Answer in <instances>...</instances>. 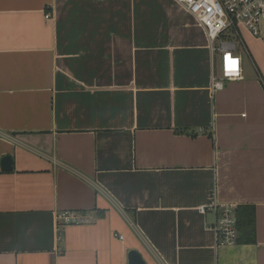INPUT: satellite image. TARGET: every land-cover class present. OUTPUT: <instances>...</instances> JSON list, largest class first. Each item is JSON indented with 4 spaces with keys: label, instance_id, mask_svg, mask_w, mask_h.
<instances>
[{
    "label": "crops",
    "instance_id": "1",
    "mask_svg": "<svg viewBox=\"0 0 264 264\" xmlns=\"http://www.w3.org/2000/svg\"><path fill=\"white\" fill-rule=\"evenodd\" d=\"M146 1L0 0V264H264V37L212 93L204 28ZM215 200L253 243L218 246Z\"/></svg>",
    "mask_w": 264,
    "mask_h": 264
},
{
    "label": "built area",
    "instance_id": "2",
    "mask_svg": "<svg viewBox=\"0 0 264 264\" xmlns=\"http://www.w3.org/2000/svg\"><path fill=\"white\" fill-rule=\"evenodd\" d=\"M204 28L212 54H220V75L212 77V93L224 88L227 81L242 76V57L237 53L240 29L246 28L254 37L260 38L264 31V0H176ZM50 17V13L46 14ZM215 198V197H213ZM212 198V199H213ZM236 205L213 201L200 210L216 215L214 230L218 246L238 242ZM60 224H84L93 221L79 211L67 210L58 214ZM120 238H123L120 235Z\"/></svg>",
    "mask_w": 264,
    "mask_h": 264
},
{
    "label": "trees",
    "instance_id": "3",
    "mask_svg": "<svg viewBox=\"0 0 264 264\" xmlns=\"http://www.w3.org/2000/svg\"><path fill=\"white\" fill-rule=\"evenodd\" d=\"M237 227L240 234L238 242L253 243L256 240V217L254 206L238 207L236 209Z\"/></svg>",
    "mask_w": 264,
    "mask_h": 264
},
{
    "label": "water",
    "instance_id": "4",
    "mask_svg": "<svg viewBox=\"0 0 264 264\" xmlns=\"http://www.w3.org/2000/svg\"><path fill=\"white\" fill-rule=\"evenodd\" d=\"M13 167V158L11 156H6L2 162V168L4 170H11ZM128 264H147L143 259L141 253L135 249L128 252Z\"/></svg>",
    "mask_w": 264,
    "mask_h": 264
},
{
    "label": "rangeland",
    "instance_id": "5",
    "mask_svg": "<svg viewBox=\"0 0 264 264\" xmlns=\"http://www.w3.org/2000/svg\"><path fill=\"white\" fill-rule=\"evenodd\" d=\"M148 2L146 1V0H143V2H142V0H139V8L140 9H144V7L146 6V4H147ZM264 37V31H263V33L261 34V37ZM219 56H217V62H216V65H217V71L218 72H220L221 71V58H220V54H218ZM245 61H246V63H248L249 62V60L247 59L246 60V58H245Z\"/></svg>",
    "mask_w": 264,
    "mask_h": 264
}]
</instances>
